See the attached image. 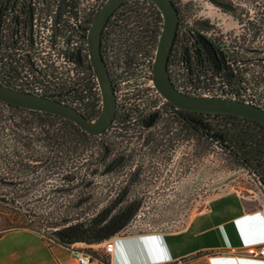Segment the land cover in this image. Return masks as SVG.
Wrapping results in <instances>:
<instances>
[{
    "label": "trees",
    "instance_id": "16d2710c",
    "mask_svg": "<svg viewBox=\"0 0 264 264\" xmlns=\"http://www.w3.org/2000/svg\"><path fill=\"white\" fill-rule=\"evenodd\" d=\"M43 2L58 0H0V81L64 100L93 117L100 110L101 96L87 40L80 30L85 26L69 20L77 11L63 9L59 37L64 51L71 55L59 60L61 70L56 72L54 60L16 54L20 36L27 34L29 12L34 4ZM178 13L180 17L179 9ZM161 27L162 14L153 2L126 0L104 24L102 55L105 46L117 73L130 78L141 66L151 67ZM203 41L204 37L192 29L191 65L181 52L168 57L167 68L172 61L178 75L191 86L183 90L246 99L252 85L236 62L247 56L215 59L202 51ZM178 45L182 51V36ZM28 47L35 49L32 44ZM220 59L223 65H218ZM253 62L264 67V55L255 54ZM254 75L253 70L249 78ZM256 84L264 90V80ZM139 98V102L126 103L128 95L123 94L110 126L99 134L88 133L58 114L0 99V205L19 216L16 224L4 225L0 234L10 228L29 227L46 237L43 228L53 227L51 236L47 235L52 242L68 245L74 241L93 244L125 231L143 204L139 198L149 185L147 172L155 164L150 159L154 142L165 146L186 134L190 135V149L201 152L212 145L219 147L264 187L262 123L234 114L178 109L171 104L160 110L154 126H148L144 116L149 99ZM249 98L264 107V91L251 93ZM87 249L96 254L91 246Z\"/></svg>",
    "mask_w": 264,
    "mask_h": 264
},
{
    "label": "crops",
    "instance_id": "0c3cea01",
    "mask_svg": "<svg viewBox=\"0 0 264 264\" xmlns=\"http://www.w3.org/2000/svg\"><path fill=\"white\" fill-rule=\"evenodd\" d=\"M113 240L108 257L88 264H264L238 250L264 242V210L239 192L226 191L212 196L181 228L122 233ZM71 249L29 227L0 234V264H77Z\"/></svg>",
    "mask_w": 264,
    "mask_h": 264
},
{
    "label": "flooded vegetation",
    "instance_id": "af4514ba",
    "mask_svg": "<svg viewBox=\"0 0 264 264\" xmlns=\"http://www.w3.org/2000/svg\"><path fill=\"white\" fill-rule=\"evenodd\" d=\"M105 0H66L67 4H62L61 0L58 2H43V16L51 15L56 18L57 22L61 24V18L65 15L64 10H74L78 12V15L72 13L70 17L79 18L80 12L82 10H86L87 13L83 14L85 16V20L83 25L88 27L97 10L102 6ZM216 2L217 6V15L218 21L216 24L215 33L211 34L208 31H204L200 33L201 36L204 37L202 47L203 52L208 56L212 55L213 58H222L225 56H241L248 57L251 59L252 66L249 68L250 71L254 70V62L253 58L255 55V41L261 40L264 41V0H213ZM69 2V3H68ZM179 9V8H178ZM180 10V9H179ZM95 12V13H92ZM69 14V13H68ZM182 16V17H181ZM178 20V25L176 29V35L171 46V50L169 53V58H172L177 53L181 52L182 55L185 56L187 63L191 65V58L193 57L194 51L192 48V26L185 20V17L181 15ZM220 17V18H219ZM107 21V20H106ZM106 23V22H105ZM57 25L56 28V36H61L59 28L61 27ZM226 32V33H220ZM247 31V32H246ZM261 31L262 34L260 33ZM85 34V33H84ZM239 34V38L233 39L236 35ZM210 35L215 36L216 42H213L212 37ZM262 35L263 38L259 39V36ZM159 36V35H158ZM182 36L184 40V49L180 51V47L178 45V39ZM248 36L249 45L246 46L244 44L245 37ZM238 37V35H237ZM60 38V37H59ZM158 40V38H157ZM236 40V41H235ZM231 41H235L233 43H229ZM215 44V47L211 45ZM30 44L34 46L31 42V36L29 34L21 35L19 46L17 48L18 52L17 56L24 54L25 56L33 50L28 47ZM60 48L64 51L62 46V41L60 39ZM157 45V43H156ZM105 46L103 47L104 61L107 65L109 74L113 81L115 92L117 90H122V94H127L128 99L126 103H130L131 101H140L141 97H146L149 99L148 106L145 109L147 111V115L144 116L145 124L148 126H154V124L159 119L160 110L166 106L171 105L170 102L166 101L160 104H157L156 100L150 99V96L146 92V88L141 87L143 84L142 78L139 76V73L124 79L121 77L120 73H117L115 67H113L112 63L108 59V55L106 54ZM156 49V47H155ZM155 52V50H154ZM154 55V54H153ZM103 56V55H102ZM172 60V59H171ZM224 62L220 59L218 65H223ZM61 65L59 61L56 63V72L60 69ZM48 70V69H47ZM242 70V68H241ZM169 75L172 82L178 87H183L186 82L178 75V71L174 67V63L169 62ZM125 92V93H124ZM137 97V98H136ZM184 139L185 147H183L181 140ZM183 138H178L177 140L171 139L167 142L164 139V142H167V145H161L163 142L160 141L154 142L156 148L154 153L151 155L150 159L153 161L154 166H152L151 170L147 172L149 177L147 178L149 185H158V181L161 180L162 184H167L170 182L168 179L165 180V176H174L181 177L187 176L190 173V135L186 134ZM161 145V146H160ZM187 145V147H186ZM188 149V150H187ZM189 176V175H188ZM160 179V180H157ZM169 184V183H168ZM142 201V197L139 198Z\"/></svg>",
    "mask_w": 264,
    "mask_h": 264
},
{
    "label": "rangeland",
    "instance_id": "374dc122",
    "mask_svg": "<svg viewBox=\"0 0 264 264\" xmlns=\"http://www.w3.org/2000/svg\"><path fill=\"white\" fill-rule=\"evenodd\" d=\"M188 2L189 8L186 9L184 17L190 20L193 28L195 26L199 31L207 30L208 33L214 34L215 24L218 21L216 2L213 0H188ZM210 36L214 37V35ZM245 50L247 51V47ZM255 54L264 55V41H255ZM251 61L247 57L236 62L241 66L245 79L252 85L248 88L246 96L264 91L259 87L261 84H256L257 81L264 80L262 79L264 67L255 64V75L251 79L249 78ZM184 142L185 140H181L183 147H185ZM190 150L189 176L179 178L165 176L164 179H168L169 184H162L161 178V180L157 179L160 180L157 182L158 185H147V187L142 185L145 190L141 193L143 204L135 211L129 228L119 234L181 228L193 214L206 207L212 196L226 191H237L253 208L264 210V187L253 173L239 166L227 152H223L217 146L212 145L208 149H202L201 152ZM14 216H16L15 220ZM8 219L13 221H6ZM18 220L19 216L15 212L0 205V229L4 225L16 224ZM52 228H43V233L51 236ZM82 245L88 247L91 244L82 242Z\"/></svg>",
    "mask_w": 264,
    "mask_h": 264
},
{
    "label": "water",
    "instance_id": "95a60500",
    "mask_svg": "<svg viewBox=\"0 0 264 264\" xmlns=\"http://www.w3.org/2000/svg\"><path fill=\"white\" fill-rule=\"evenodd\" d=\"M126 0H105L96 11L91 24L82 28L88 46V56L101 96V107L93 117H87L73 104L64 100L8 85L0 81V99L25 108L47 111L71 119L91 134H99L110 126L117 98L113 81L101 52L104 24L115 8ZM162 14V27L152 59V79L157 90L178 109L208 113H227L254 119L264 125V107L235 96L190 93L179 89L171 80L167 61L179 20L178 9L172 0H148ZM125 234V233H124Z\"/></svg>",
    "mask_w": 264,
    "mask_h": 264
},
{
    "label": "built area",
    "instance_id": "2783aa9c",
    "mask_svg": "<svg viewBox=\"0 0 264 264\" xmlns=\"http://www.w3.org/2000/svg\"><path fill=\"white\" fill-rule=\"evenodd\" d=\"M172 1L174 2L175 6L180 9L181 15L184 16L186 9L189 8L188 0H172ZM33 6H34L33 10L29 12V17H28L29 21H27V26H28L27 34L31 36V42L34 44L35 49L33 52L30 51L27 56L31 58H37V59L39 57H43V60H48V59H50V61L54 60L55 62L54 65L56 66L57 61L63 59L64 57L68 55L69 56L71 55L70 52L62 51L60 48V45H61L60 38L56 36V28H57V25L60 24V22H57L56 18L52 17L51 15L43 16V5L34 4ZM80 13L81 14L78 19L73 18V17L69 18L70 21L75 22L78 26L80 22L82 23L84 22L85 16H83V14H86L87 11L82 10V12ZM92 13H95V12H92ZM185 20L191 24L190 20H188L187 18H185ZM216 24H215V29H216ZM192 29H193V32H196V33H203L205 31V30L199 31L198 30L199 28L195 26L194 28L192 26ZM80 30L82 31L83 34L85 33L82 29ZM220 33H226V32L220 31ZM237 35L235 38L233 36L232 40L233 39L237 40L239 38V34ZM84 37H85V34H84ZM259 38L262 39L263 36H259ZM212 40L213 42H216L215 36L212 37ZM235 41H231L229 43H233ZM244 44L246 47L249 45L248 36L245 37ZM44 66H45V63L43 62V67ZM138 73L143 81V84L141 87L147 89L146 92L150 96V99L152 98L153 100H156L157 104L168 101L167 99L163 97V95L157 90L156 86L154 85V82L152 79V65L151 67L149 65L141 66V68L138 70ZM32 85L35 86L34 84ZM185 87L189 88L191 86H188L187 84H185L183 87L179 86L178 88L183 90V88ZM204 93L214 94V93H209V92H203L201 94H204ZM115 94H116V98L118 102V100L123 95L122 90H117ZM225 96H228V95H225ZM249 97L250 95L246 97V100L253 101ZM45 238L49 242L54 241L52 238L48 236H46ZM102 242H103V245L101 248H92L93 250H96V254L94 253V251L87 249L86 246H83L81 241L71 242L68 244V246L72 248L71 251H72L73 257L75 258L77 264H88L90 261L94 259L104 260L113 251V248H114L113 237L105 238L104 240H102ZM238 250H241V253H244L247 256L264 259V242L250 244V245L241 247Z\"/></svg>",
    "mask_w": 264,
    "mask_h": 264
}]
</instances>
